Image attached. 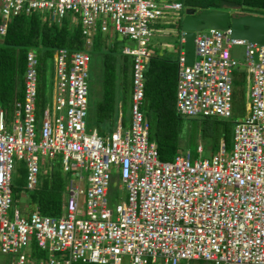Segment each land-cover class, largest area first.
<instances>
[{
	"label": "built area",
	"instance_id": "built-area-1",
	"mask_svg": "<svg viewBox=\"0 0 264 264\" xmlns=\"http://www.w3.org/2000/svg\"><path fill=\"white\" fill-rule=\"evenodd\" d=\"M183 9L174 0H0V35L11 17L35 13L46 24L59 25L65 17L77 21L85 47L97 30L135 43L121 49L132 60L128 120L118 108L108 135L85 126L88 53L53 50L51 106L38 115L36 60L26 53L22 100H14L8 111L0 107L4 264H121L124 257L127 264H264V44L232 38L228 29H203L195 32L193 59L186 64L179 30L176 112L230 118L231 72L238 64L230 48L242 46V116L233 120L227 152L220 140L218 151L202 159L197 144L192 163L181 148L171 161L160 160L147 138L140 110L143 70L157 49L169 47L154 45L151 37L172 31L157 26L177 25ZM56 156L67 176L60 214L43 215L36 206L24 211L12 198L15 163L23 162L24 187L30 191L40 158ZM112 176L125 191L113 207L107 197Z\"/></svg>",
	"mask_w": 264,
	"mask_h": 264
},
{
	"label": "trees",
	"instance_id": "trees-1",
	"mask_svg": "<svg viewBox=\"0 0 264 264\" xmlns=\"http://www.w3.org/2000/svg\"><path fill=\"white\" fill-rule=\"evenodd\" d=\"M183 7L216 9L219 0H174ZM243 7V11H252L264 16V0H231ZM180 23V22H179ZM179 27V26H178ZM106 34L96 32L89 47H85V37L80 32L76 21L70 23L69 17L60 24L41 22L35 13L11 17L0 35V107L10 110L14 100H22L23 74L25 57L28 51L35 55L36 60V114L43 109V92L46 82L47 62L55 48L66 50H85L92 59L95 51V66L99 70L100 94L96 104V131L104 135L113 129L114 115L120 100L129 102L131 57L118 50L119 42L110 41ZM177 41V39H176ZM153 54L144 70L143 99L140 110L147 121V138L155 144L158 158L171 161L176 150L181 146L206 139L212 147L218 148L222 140L224 147L231 146L233 119L218 117L184 116L175 110V85L177 58L169 56L166 49ZM243 102L238 103L242 106ZM243 107V106H242ZM243 109V108H242ZM239 113L234 90L232 91V114ZM197 146V145H196ZM37 178L34 189L25 190V168L22 161L15 163L17 174L12 182V198L17 200L20 193L25 194L27 205L36 206L43 215L60 214L65 176L59 163ZM41 170V167L39 171ZM21 205V204H19ZM90 264V263H72Z\"/></svg>",
	"mask_w": 264,
	"mask_h": 264
},
{
	"label": "rangeland",
	"instance_id": "rangeland-1",
	"mask_svg": "<svg viewBox=\"0 0 264 264\" xmlns=\"http://www.w3.org/2000/svg\"><path fill=\"white\" fill-rule=\"evenodd\" d=\"M227 1H231V0H227ZM209 9V8H208ZM216 9H220V7L218 6ZM222 9L225 10H229L230 12L233 10L230 7H225L222 6ZM241 10H243V7L241 6ZM246 13H251V14H256L252 11H245ZM182 13V12H181ZM181 20V16L180 19L178 21V24H158L157 27L159 28H163L164 30L169 29L172 31H170L168 34H163L160 32H155L153 34V36L151 37V42L154 45H158V43H164L166 45H169V47L166 48V50L169 52V56L171 57H177V52H178V48L179 46L177 45V36H178V32H179V22ZM107 26L109 25V19H107ZM96 32H99L98 30ZM95 32V33H96ZM109 37L110 41H114V39H116V42H119V47L118 50L121 49V47L124 46H128V47H134L135 43L133 41H131L128 38L122 37L119 34H114L112 36H110L109 34H106L105 37ZM233 49L236 50V52L238 53V65L237 67L242 68V63L244 62V58H243V47L242 46H235L233 47ZM159 50V49H157ZM95 51L92 52L93 57L92 59L90 58L89 63H88V69H87V77H86V82H87V93H86V111H85V126L86 129H93V128H97V120H96V104L98 102L99 99V94H100V76H99V70L97 69V67L95 66ZM240 55V57H239ZM242 56V57H241ZM51 69H52V61L51 59L47 62V72H46V82H45V87H44V92H43V107L46 106H51V101H52V91H51V84H50V75H51ZM241 91V88H240ZM241 97V92L237 95H235V101H236V105H237V109H239V113H233L231 115V118L233 120L235 119H239L242 116V111H243V107L238 105V103L241 104L242 100H240ZM245 99V98H244ZM118 104H120L119 106V110L122 114V119L124 122H126L128 120V116H129V105L128 102H126L125 100H120L118 102ZM200 115H196V116H192V117H199ZM110 132L109 129H107L104 133V135H108ZM197 144H201L202 147V151L200 153V157L202 159H209L210 156L214 153H216L218 151L217 147L214 146L212 147V145L210 144L209 141H207L206 139H197L196 142H192L190 144H186L181 146L180 148L182 149V151H186L188 150L190 153V162L192 163L194 161V159L197 158V152H196V145ZM225 151H228V147L225 148ZM40 160H42V164L40 165L41 170L38 173V178L44 174V172L50 170V167L54 165V168L58 167V162H59V157L56 156L53 160H49L45 157H42V159L40 158ZM39 167V169H40ZM17 174V172L14 170L12 172V180L14 178V176ZM66 180H67V176H62V186L64 188V185L66 184ZM119 181L118 178L116 176H112V178L109 181V185H108V192H107V197H108V204L113 207L114 204L116 203V201L118 199H122L125 196V191L124 188L122 186L119 185ZM62 188V190H63ZM17 201L19 204H21L22 206L20 208H22L24 211H26L27 208V200L25 197V194L20 193L19 197L17 198ZM11 210L12 208L9 209V216L8 218L11 220L12 219V215H11ZM20 215H22V212H20ZM38 254L42 255L41 252H37ZM45 255V254H44ZM6 260V256L2 253H0V264H3ZM80 263V262H78ZM121 264H127V258L124 257L123 261ZM188 264H212L208 261H197V260H190L188 262Z\"/></svg>",
	"mask_w": 264,
	"mask_h": 264
},
{
	"label": "water",
	"instance_id": "water-1",
	"mask_svg": "<svg viewBox=\"0 0 264 264\" xmlns=\"http://www.w3.org/2000/svg\"><path fill=\"white\" fill-rule=\"evenodd\" d=\"M222 6L232 9L241 7L240 4L233 1L219 0L220 9L195 7L183 9L179 29L184 33L182 50L186 64H190L193 59L195 32L203 29H228L232 38L243 39L247 43L264 44V16L251 13H234L222 9Z\"/></svg>",
	"mask_w": 264,
	"mask_h": 264
},
{
	"label": "crops",
	"instance_id": "crops-1",
	"mask_svg": "<svg viewBox=\"0 0 264 264\" xmlns=\"http://www.w3.org/2000/svg\"><path fill=\"white\" fill-rule=\"evenodd\" d=\"M230 52H231V55L234 58H236V60L238 61V55H237L238 53L236 52L235 49H233V47L230 48ZM239 57H240V55H239ZM231 77H232V91L234 90V96L236 94L238 95L241 92L240 100H242V102H243L242 104L244 105L245 104V99L244 98H245L246 81H245V73H244L243 65H242V68H239V67L236 66L231 72ZM240 88H241V91H240ZM118 108H119V106H118V103H117V106H116L115 112H114L115 113L114 119L116 118V114H117Z\"/></svg>",
	"mask_w": 264,
	"mask_h": 264
},
{
	"label": "flooded vegetation",
	"instance_id": "flooded-vegetation-1",
	"mask_svg": "<svg viewBox=\"0 0 264 264\" xmlns=\"http://www.w3.org/2000/svg\"><path fill=\"white\" fill-rule=\"evenodd\" d=\"M231 12H234V13H246L245 11L241 10V7L237 8V9H233Z\"/></svg>",
	"mask_w": 264,
	"mask_h": 264
},
{
	"label": "clouds",
	"instance_id": "clouds-1",
	"mask_svg": "<svg viewBox=\"0 0 264 264\" xmlns=\"http://www.w3.org/2000/svg\"><path fill=\"white\" fill-rule=\"evenodd\" d=\"M256 15H258V14H256ZM245 41V40H244ZM247 43V42H246ZM235 47V46H234ZM238 62V61H237ZM238 65V64H237ZM12 183V182H11ZM4 264V263H3Z\"/></svg>",
	"mask_w": 264,
	"mask_h": 264
}]
</instances>
